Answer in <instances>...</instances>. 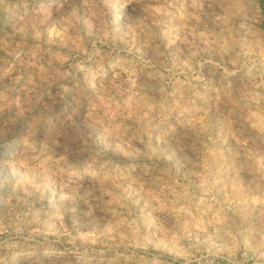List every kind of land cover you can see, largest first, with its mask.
Instances as JSON below:
<instances>
[{"label": "rangeland", "instance_id": "1", "mask_svg": "<svg viewBox=\"0 0 264 264\" xmlns=\"http://www.w3.org/2000/svg\"><path fill=\"white\" fill-rule=\"evenodd\" d=\"M0 264H264V0H0Z\"/></svg>", "mask_w": 264, "mask_h": 264}]
</instances>
